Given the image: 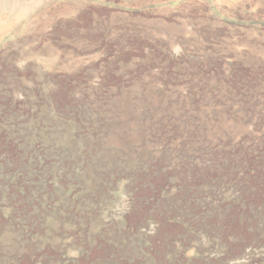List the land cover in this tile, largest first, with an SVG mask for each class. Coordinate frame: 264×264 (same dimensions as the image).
Wrapping results in <instances>:
<instances>
[{
    "label": "rangeland",
    "instance_id": "obj_1",
    "mask_svg": "<svg viewBox=\"0 0 264 264\" xmlns=\"http://www.w3.org/2000/svg\"><path fill=\"white\" fill-rule=\"evenodd\" d=\"M0 264H264V0H0Z\"/></svg>",
    "mask_w": 264,
    "mask_h": 264
}]
</instances>
